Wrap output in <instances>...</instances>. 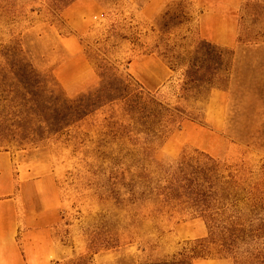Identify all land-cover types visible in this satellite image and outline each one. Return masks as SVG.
Here are the masks:
<instances>
[{
	"label": "rangeland",
	"instance_id": "374dc122",
	"mask_svg": "<svg viewBox=\"0 0 264 264\" xmlns=\"http://www.w3.org/2000/svg\"><path fill=\"white\" fill-rule=\"evenodd\" d=\"M202 41L233 51L231 69L223 89L185 101L182 71H170L164 55L172 44L182 52ZM17 48L67 98L84 97L89 113L56 135L42 134L35 115L27 124L23 93L16 95L17 80L5 72ZM124 85L142 87L184 117L155 142L135 134L122 101H111ZM194 150L264 187V0H76L56 17L45 0H0V264L29 255L24 234L41 225L55 252L46 264L81 256L91 264L179 259L186 244L206 238L204 221L132 194L153 160L168 165ZM92 236L109 249L90 252Z\"/></svg>",
	"mask_w": 264,
	"mask_h": 264
},
{
	"label": "trees",
	"instance_id": "16d2710c",
	"mask_svg": "<svg viewBox=\"0 0 264 264\" xmlns=\"http://www.w3.org/2000/svg\"><path fill=\"white\" fill-rule=\"evenodd\" d=\"M76 0H45V6L52 17L69 7ZM101 5L117 0H96ZM164 13L162 18L167 17ZM163 33H168L163 31ZM175 44L169 46L164 55L168 69L182 71L181 97L185 101L203 97L211 89H223L227 82L234 52L200 42L194 47L180 52ZM13 61L6 62V76L17 80L13 90L19 96L22 107L28 112L23 120L28 124L30 117L39 119L42 134L56 135L89 113L84 97L70 100L52 84L49 76L40 73L33 64L26 61L23 52L15 49ZM177 50V51H176ZM6 60H8L6 58ZM19 71V73H18ZM20 86L21 88H18ZM120 100L125 113L133 123L135 134H144L157 141L166 127L173 126L184 117L180 108H168L155 95L138 86L130 90L123 86V93L111 101ZM38 105L39 112H32ZM134 127H138L134 130ZM126 131V128H122ZM132 131V132H133ZM131 132V131H129ZM128 133V132H127ZM122 139V137L117 138ZM126 140L131 141L128 137ZM153 170L144 169L138 177L140 193H133L129 183V193L137 200L143 196H154L162 202L188 210L201 218L207 229L206 238L186 244L178 254L179 259L152 264H192L194 260L231 259L234 264H264V187L254 183L246 172L224 160L194 150L181 155L175 162L163 165L157 162ZM126 188V189H127ZM139 191V190H138ZM146 191H150L148 194ZM98 238L90 237L88 250L92 253L100 249L108 250ZM58 264V263H55ZM66 264H91L87 256L72 259Z\"/></svg>",
	"mask_w": 264,
	"mask_h": 264
},
{
	"label": "crops",
	"instance_id": "0c3cea01",
	"mask_svg": "<svg viewBox=\"0 0 264 264\" xmlns=\"http://www.w3.org/2000/svg\"><path fill=\"white\" fill-rule=\"evenodd\" d=\"M156 88L157 87H152L150 89ZM41 214L46 216L51 213L39 211L38 215ZM24 235H26V239L30 238V240L27 241L30 252L29 255L25 254L23 259H19L15 256L14 262H16V264H46L54 259L55 252L46 225L34 226V229L27 231Z\"/></svg>",
	"mask_w": 264,
	"mask_h": 264
}]
</instances>
